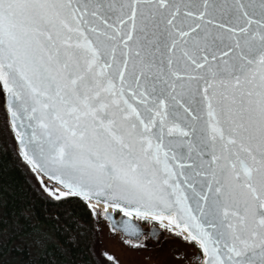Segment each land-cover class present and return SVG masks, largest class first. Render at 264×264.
<instances>
[{
	"label": "snow or ice",
	"instance_id": "snow-or-ice-1",
	"mask_svg": "<svg viewBox=\"0 0 264 264\" xmlns=\"http://www.w3.org/2000/svg\"><path fill=\"white\" fill-rule=\"evenodd\" d=\"M5 91L51 195L264 264V0H0Z\"/></svg>",
	"mask_w": 264,
	"mask_h": 264
},
{
	"label": "trees",
	"instance_id": "trees-1",
	"mask_svg": "<svg viewBox=\"0 0 264 264\" xmlns=\"http://www.w3.org/2000/svg\"><path fill=\"white\" fill-rule=\"evenodd\" d=\"M16 140L3 92L0 93V264H118L112 257L100 255L101 227L96 223L100 221L99 211L92 208L95 204L79 196L57 199L51 195L49 189L57 187L44 179L43 184L39 183V175L18 151Z\"/></svg>",
	"mask_w": 264,
	"mask_h": 264
},
{
	"label": "rangeland",
	"instance_id": "rangeland-1",
	"mask_svg": "<svg viewBox=\"0 0 264 264\" xmlns=\"http://www.w3.org/2000/svg\"><path fill=\"white\" fill-rule=\"evenodd\" d=\"M96 207L102 228L98 248L118 264H199L198 247L176 236L178 229L171 226L157 238L141 236L137 239H129L119 231L110 232V224L103 213L105 206L96 205ZM135 245L139 247H134Z\"/></svg>",
	"mask_w": 264,
	"mask_h": 264
},
{
	"label": "water",
	"instance_id": "water-1",
	"mask_svg": "<svg viewBox=\"0 0 264 264\" xmlns=\"http://www.w3.org/2000/svg\"><path fill=\"white\" fill-rule=\"evenodd\" d=\"M4 97H5V107H6V99H7L6 91L4 92ZM7 117H8L9 124L11 125V114L8 111H7ZM12 130H13L14 134L16 135V129L12 128ZM21 130H23V129H21ZM25 138L27 139V133H25ZM16 147H17L18 151L20 152V154L23 156V147L24 146L19 143V139L18 138L16 140ZM49 176H50V173H45L43 175V179L46 180V181L51 182L55 187H57L58 189H61L62 191L66 190L60 184H58V183L54 182L53 180L49 179ZM79 197H81V196H79ZM81 198L84 199L83 197H81ZM86 201L94 203L96 205H100L101 204V205L105 206L103 200H99L98 201L95 197H93L90 200H86ZM128 211H132L133 215H136L134 209L129 208ZM141 211H143V209H141ZM108 213L110 215H105V216H106L110 226L115 228L116 231H119L125 237H127L129 239H137V238L141 237L144 234L145 229L142 227V224L140 223V221L137 218H135L133 215L127 216L125 214V212L122 211L121 214H119L118 216H115L114 215V210L112 208H108ZM165 216H167V213H165ZM148 218H151V217H148ZM165 220L166 221H163V222H165L166 224L169 225V221L167 219H165ZM172 227L175 228L174 225H172ZM162 231H163V227L156 224V225H154V226H152L150 228V236L153 237V238H157L158 235ZM185 234H187V233H185Z\"/></svg>",
	"mask_w": 264,
	"mask_h": 264
},
{
	"label": "flooded vegetation",
	"instance_id": "flooded-vegetation-1",
	"mask_svg": "<svg viewBox=\"0 0 264 264\" xmlns=\"http://www.w3.org/2000/svg\"><path fill=\"white\" fill-rule=\"evenodd\" d=\"M121 212L122 211L116 210L114 211V215L118 216L119 214H121ZM133 216L140 221V223L142 224V227L145 229V232L142 236H150V228L156 224L163 227V231L159 235H161L162 233H164L166 230L169 229V227L166 226L168 224H166L165 222L154 220L152 218L137 217L136 215H133ZM181 238H183V236H181Z\"/></svg>",
	"mask_w": 264,
	"mask_h": 264
},
{
	"label": "bare ground",
	"instance_id": "bare-ground-1",
	"mask_svg": "<svg viewBox=\"0 0 264 264\" xmlns=\"http://www.w3.org/2000/svg\"><path fill=\"white\" fill-rule=\"evenodd\" d=\"M101 205V204H100ZM110 208V207H109ZM164 221H166V220H164Z\"/></svg>",
	"mask_w": 264,
	"mask_h": 264
}]
</instances>
